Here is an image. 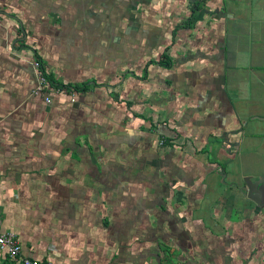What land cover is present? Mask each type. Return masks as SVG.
I'll return each instance as SVG.
<instances>
[{"label":"crops","instance_id":"0c3cea01","mask_svg":"<svg viewBox=\"0 0 264 264\" xmlns=\"http://www.w3.org/2000/svg\"><path fill=\"white\" fill-rule=\"evenodd\" d=\"M83 12L69 30L85 40L71 45L78 66L87 45L99 76L145 79L125 128L99 124L114 106L88 102L93 80L49 105L31 95L37 57L60 83L49 64L64 53L59 26ZM0 20V234L21 247L16 260L0 251V264H155L168 248L193 255L200 229L219 236L220 221L236 245L217 264L248 263L231 253L255 264L264 200L247 198L244 178H264V0H0ZM12 32L21 37L8 45ZM163 54L170 66L150 64Z\"/></svg>","mask_w":264,"mask_h":264},{"label":"rangeland","instance_id":"374dc122","mask_svg":"<svg viewBox=\"0 0 264 264\" xmlns=\"http://www.w3.org/2000/svg\"><path fill=\"white\" fill-rule=\"evenodd\" d=\"M76 15L79 17H83L85 19L91 18V16H88L86 12L79 13V14L65 15L67 17L68 21H66L64 23V28H63V26H62V28H61V26H59V32H58V37L62 38L63 44L61 42L60 45L64 46V49H63L64 53H63V56H61V52H59V54L55 56L54 63H51V62L49 63L51 66H54V70L51 69V74L53 76L55 75L58 78L57 80L60 82L59 84L66 83V82H68V80H69V82H71L70 84H75L76 82H79L78 80H82L83 82L93 80V83H95V85L99 84L100 85L99 87H101V88L98 89V87L94 86L95 88L92 90L94 93H92V95H91L93 97V99L90 98V100L88 102L91 103V102H96V101H104L107 105L112 104L114 106V109L110 108L109 110L103 111L104 112V118L98 120L99 124L100 123H104L105 125L108 124L109 126L104 127V128L106 130H109L110 126H112L111 123L115 124V122L119 120V122H118L119 126L122 128L123 127L125 128V127H127V124H128L127 121L130 120V118L128 116L129 112L134 111L133 109H135V106H137V110H138L139 107L144 104V101H143L144 93L142 90H143V80H145V79L143 76H141V78H140V77H136V76H130L129 77V75H127V77H125L124 75H122V77H121V76H118V74H117V76L111 75L108 77L99 76L100 71H101L99 69L100 67H98L97 72H95V70H96L94 67L95 55L90 52V47H88L87 45H85L83 48H81V50H84V52H88V54H83V59H85V61H83L84 66H78L80 61H77V59H76L77 55L75 53V49H72L71 45H72V43H74V40H78L81 43H84L85 40L79 39L80 37L76 36V35L75 36L77 39H74L75 36H72L71 31H69L70 28L73 27L71 24V21H72L73 17H75ZM91 15L94 17L97 16V14H91ZM44 17H46V15ZM27 20L30 23H32L34 21L32 16H30ZM40 22L42 24V21H40ZM8 28H11V27H8ZM15 29H17V28H15ZM10 31H11V29H10ZM12 33L14 36L8 38V41H7L8 45L10 43H13V44L18 43L16 40L20 39V37H21V36L16 37V35L18 34L17 32H12ZM8 34L9 33L7 30V35L4 36V39L7 40ZM91 34H92V30L89 31V36H91ZM80 54H82V53L80 52ZM90 55H93V56L91 57ZM70 56L72 58L71 63L68 62ZM61 58H63L64 60H62ZM87 64L90 66H88ZM120 64H121L120 68L123 72L130 70V71L136 72V74H138V75H140V73H141V70L139 69V67H134L135 69L134 68L131 69V67H128L129 64H127L126 62H120ZM97 73H98V76L96 75ZM88 74H91L94 76H92V78H89ZM122 74H124V73H122ZM84 78H87V80H85ZM129 79H130V81H129ZM119 81H121V82L118 83ZM89 82H91V81H89ZM108 82H111V83H108ZM122 82H125L126 84L123 85ZM127 82H129V83H127ZM128 86H132V89H133L132 94L130 92H128ZM137 110H135L136 116L139 117ZM149 110H150V108H149ZM98 112H99V114L102 113L100 110ZM95 113H96V110L92 112V115H95ZM90 117L94 118V116L93 117L90 116ZM155 128H156V126H152V127H150V130L153 133H155V131H154ZM120 133H121L120 135H123L122 132H120ZM113 134L118 135V132H116V133L113 132L112 134L110 133L106 137L112 136ZM116 143H117V141H114V143H112V145L115 146ZM156 143L159 144V145L157 144V149L159 150L160 148H162V145L164 144V139L160 138V137H156ZM169 151H170V149H169ZM205 224L208 225V222H205ZM216 224L218 226L216 225L215 230H216V232L219 233V236H216V235L211 236V234H213V233L209 234L206 232V229H200L201 234H200V239L198 240V242L196 239L194 240L193 244L190 242L191 246H195V243L197 244L196 250L194 251L193 255H188L185 252L183 254L182 253L176 254L175 252L171 251L168 248L167 254L165 252L162 253L161 258H160L161 261H158V262L153 261V263H155V264H181V262H182V264H183L184 260L186 262H187V260H196V261H194L195 264H212L213 262H215L217 264L218 260H224L225 257L223 255L224 252L222 250L229 249V251H231V250L234 251L233 247H234V245H236V243H235L236 240H231L228 236H225L223 234V232L222 233L220 232V230L221 231L224 230V233L226 232L225 227L227 226V224H223L221 221L217 222ZM210 225L211 224L209 223V226ZM153 232H156V234H158V235L153 237L151 240H153L155 238H159L163 242H165V241L167 242V241L172 240V239L166 238L165 236L161 237L158 230H153ZM149 239H150V237L147 239L141 238L138 241L143 242V241H148ZM189 241H191V239ZM181 242L183 243L181 245H184L185 241H181ZM260 242H261V240H260ZM157 244L158 243L154 240L152 242V247L154 248L155 246H158ZM248 244L250 245V243H248ZM159 247H161V246H159ZM231 255L236 256L237 261L244 259V260L248 261V263H250L251 262L250 260H253L252 255H248L247 259H245L242 256L243 254L240 256H237L236 254L231 253ZM136 256L138 257V255H136ZM225 256H229V254L226 253ZM152 257H153V260L156 261L155 255H152ZM257 263L258 264H261V263L264 264V254L256 257L255 264H257ZM221 264H223V262Z\"/></svg>","mask_w":264,"mask_h":264},{"label":"built area","instance_id":"2783aa9c","mask_svg":"<svg viewBox=\"0 0 264 264\" xmlns=\"http://www.w3.org/2000/svg\"><path fill=\"white\" fill-rule=\"evenodd\" d=\"M36 84L31 91L34 98H41L46 105L51 104L52 97L63 93L59 88L51 87L39 72V63H33ZM74 102V99H71ZM0 251L5 252L10 259L16 260L21 252L20 244L13 233L0 234ZM21 264H49L32 257H24Z\"/></svg>","mask_w":264,"mask_h":264},{"label":"trees","instance_id":"16d2710c","mask_svg":"<svg viewBox=\"0 0 264 264\" xmlns=\"http://www.w3.org/2000/svg\"><path fill=\"white\" fill-rule=\"evenodd\" d=\"M166 58H167V56L163 54L161 60H159L158 62L150 61V64H157V65H160V66L168 67V66H170V61L169 60H167V62L165 64L162 62ZM36 60L39 63V72L41 73V76L47 81V83L51 87L59 88L62 92L63 91L65 92V90L67 92L73 91V92H81V93H86V92L89 91V83L88 82H84V83H81V84H75V85H71V84L70 85H62V84H59L58 82H56L52 78V76L50 74L46 73L45 68H44V63L42 62L40 57H37ZM94 85H95V83H94ZM165 142H167V141H165V139H164V143Z\"/></svg>","mask_w":264,"mask_h":264},{"label":"water","instance_id":"95a60500","mask_svg":"<svg viewBox=\"0 0 264 264\" xmlns=\"http://www.w3.org/2000/svg\"><path fill=\"white\" fill-rule=\"evenodd\" d=\"M244 183L247 188V198L259 205L264 200V178L252 181L250 177L244 178Z\"/></svg>","mask_w":264,"mask_h":264}]
</instances>
